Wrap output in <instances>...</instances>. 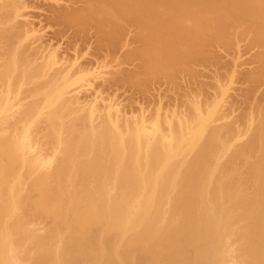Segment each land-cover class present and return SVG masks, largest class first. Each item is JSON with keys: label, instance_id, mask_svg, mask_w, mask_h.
Listing matches in <instances>:
<instances>
[{"label": "bare ground", "instance_id": "bare-ground-1", "mask_svg": "<svg viewBox=\"0 0 264 264\" xmlns=\"http://www.w3.org/2000/svg\"><path fill=\"white\" fill-rule=\"evenodd\" d=\"M76 1L65 26L109 42L135 25L132 84L194 77L240 40L249 84L264 83V0ZM24 4L0 0V264H264V94L232 114L226 75L184 110L125 113L101 90L85 102L108 64L36 45Z\"/></svg>", "mask_w": 264, "mask_h": 264}, {"label": "rangeland", "instance_id": "rangeland-1", "mask_svg": "<svg viewBox=\"0 0 264 264\" xmlns=\"http://www.w3.org/2000/svg\"><path fill=\"white\" fill-rule=\"evenodd\" d=\"M21 1L25 3L23 6L25 7L27 6L26 8H22L21 10V13L23 15V17H21L22 20H27L30 24L28 25L31 26L30 28H33L36 31L38 30L37 32L39 36H38V40H36L37 42H35L36 45L40 44L41 46L42 44L43 48L47 47L46 50L57 48L58 53L64 58L66 56L67 59L69 57L70 58L73 57V55L80 52L79 62L81 63V65L84 63L82 66L87 67L89 69L91 67L95 69L97 68L96 66L100 67L102 66L101 65L102 63L104 65L105 63L106 65L108 64L106 68L105 67L100 68L102 70V73H104V74L101 73L100 75L101 79L100 77L95 79V81L93 82V86L87 92L83 91L84 93L81 94L83 98H85L83 100L81 97L83 101H85L86 99H88V101L91 100V98L94 96L93 92H95L96 90H101L102 94L104 93L103 95L110 96V97L113 96L115 100L117 99L116 100L117 102L119 101L120 104L123 103L121 104L122 105L121 108H123L124 106L125 111L123 110V112L125 113L126 112L130 113V111L132 113L133 111H135L133 113L136 114L138 113V111L136 110H138L139 108L140 109L142 108L141 110H144L147 108L148 110V112L146 111L147 114L149 112H150L149 114H151L152 111L150 110L152 109L153 106H154L153 108H156L155 106L157 104H158L157 106H162L165 109H173V107L177 105L176 107H179V110H184V109H187L184 106L185 104L183 102L184 101L183 99L185 98L184 96L189 95L191 92H197L198 94H200V91H201L200 95L202 98L210 97L216 91L217 80L221 78V82H223V80H225L226 75H227L226 77L227 80L230 75L234 76V77L232 76V83L230 85L229 94L226 97V99L229 102L227 105H231V108H229L230 106L227 107L228 112L232 113L233 111L232 114H234V112L239 113L240 111L241 112L246 111L249 109L248 106H250L248 105L246 107V104H250L248 102H251L249 100L253 101L256 96L257 97L263 96V95H260V93L264 94V91H263L264 83H261V86L260 85L255 86L254 84H249L251 82V78H249L248 72L252 71L251 69L256 66L255 65L256 62L255 61L252 62L254 60V57L252 56L254 49L252 47L251 49L249 46H247V43L245 40H240L237 43L233 45H229V46H226L223 44L221 45L214 44L212 47V52H214L213 56L214 55L217 56L219 60H216L217 58L214 59L213 57V60L209 58L210 60L208 59L207 61L197 62V64H195L196 74L195 73L193 74L195 75L194 76L195 78L188 74L189 76V79H188V76L186 73H184V75L183 73L178 74L179 76L177 75V77L179 78H175L173 80L172 79L169 80L168 78L169 82L165 80V77H158V78L151 77L152 80L151 78L147 79L148 82H145L146 80L145 81L142 80V84H140L139 86V84H135V83L132 84L133 81L135 80L133 81L130 80L131 83L128 82L131 76H135V75L140 76L143 71L142 68L138 67V66H141L142 60L139 61L140 59L139 57H134L136 55L131 56L130 55L131 52H129L130 50H132L133 47L136 48V46L139 44L138 40L136 39L134 35L135 29H136V27H134L135 26L134 24H131V23L127 24L126 25L127 28L123 29L125 31L122 30L123 33L121 31L120 32L121 35L118 34L116 39L114 38L115 37L114 36L108 42L107 40L109 38L108 39L106 38L107 40H105L104 38L105 40L104 42V40H102L103 38L101 39L100 36L98 37L97 34L99 33H97L96 27L94 28V24H89L88 26H86V28H84V30H81V29L79 30V29H76L75 27H74L75 29H73V27L71 26H65L64 24H62V21H60L57 18V13L59 12V9L65 10L68 8V10H72L75 7H78L81 5V3L79 4V2L77 1L75 2V0H21ZM40 46L37 48H41ZM60 52H62L63 55ZM123 61H124V65L122 64ZM98 62L100 63L98 64ZM118 62L121 64H119ZM134 67L136 68L138 67V68L135 69ZM112 69L114 70V72ZM234 69H235V72H234ZM131 70L133 71L136 70V71H134L133 73H130ZM117 72H119L118 74L120 75V77L117 74ZM220 72H222V74ZM126 73L127 74L130 73L129 75L131 76L128 75L129 76L128 77ZM126 76L128 79H126ZM141 76L136 77V78H141ZM213 77L216 80L213 79ZM199 79L200 81L203 80V82L202 81L198 82ZM137 81L138 79L136 80V83H139V81L138 82ZM224 82L226 84L227 81L225 80ZM176 85L178 86V88ZM191 85H193L194 89ZM189 86H191L192 88ZM195 88L198 91H194ZM251 88L253 91L252 92L253 95L251 94V90H250ZM261 90L263 93L261 92ZM183 94H186V95L183 96ZM245 95H246V98H245ZM176 98H178V100ZM85 102H87V100ZM179 102H180V105H179ZM132 109L134 110L132 111Z\"/></svg>", "mask_w": 264, "mask_h": 264}]
</instances>
